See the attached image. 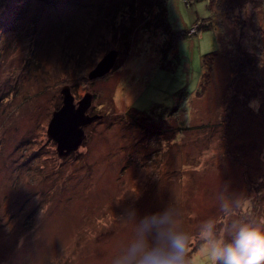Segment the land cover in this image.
Returning <instances> with one entry per match:
<instances>
[{"label": "rangeland", "instance_id": "374dc122", "mask_svg": "<svg viewBox=\"0 0 264 264\" xmlns=\"http://www.w3.org/2000/svg\"><path fill=\"white\" fill-rule=\"evenodd\" d=\"M156 1H0V264H111L130 206L171 204L193 264H212L202 222L218 238L233 220L264 228V0H166L171 31ZM66 85L102 116L60 155L48 127ZM133 108H167L170 128L153 134Z\"/></svg>", "mask_w": 264, "mask_h": 264}, {"label": "clouds", "instance_id": "9594fccd", "mask_svg": "<svg viewBox=\"0 0 264 264\" xmlns=\"http://www.w3.org/2000/svg\"><path fill=\"white\" fill-rule=\"evenodd\" d=\"M249 103L259 109V100ZM221 207L226 213L230 211L227 203ZM122 215L134 222V228L111 264H193L188 255L191 234L178 227L177 211L171 204L142 216L136 207L130 206ZM227 231L230 238H218L212 219L200 226L212 264H264V228L233 220Z\"/></svg>", "mask_w": 264, "mask_h": 264}, {"label": "water", "instance_id": "95a60500", "mask_svg": "<svg viewBox=\"0 0 264 264\" xmlns=\"http://www.w3.org/2000/svg\"><path fill=\"white\" fill-rule=\"evenodd\" d=\"M117 55V50H112L108 53L97 67L90 72L89 77L95 78L110 72L115 64ZM62 92L64 94L63 105L53 113L48 127V134L57 142L60 155H65L78 149L83 143L86 138L84 126L92 123L102 115H89L87 113L88 108L92 104V94L86 93L77 105L68 85L63 88Z\"/></svg>", "mask_w": 264, "mask_h": 264}, {"label": "trees", "instance_id": "16d2710c", "mask_svg": "<svg viewBox=\"0 0 264 264\" xmlns=\"http://www.w3.org/2000/svg\"><path fill=\"white\" fill-rule=\"evenodd\" d=\"M210 1V5L212 6V1L213 0H209ZM157 2V6L159 7V12H158V17L156 16V18L158 19L159 18V20L157 21V23H156V25L155 26H161V25H163L166 29H168V30H170L171 31V29H170V26H169V24H168V22H167V8H166V0H157L156 1ZM159 2V3H158ZM203 22H202V24H197V32H198V30L200 31L201 29H209V28H211L212 27V20H211V18H208V19H203L202 20ZM190 35H193L191 32H190V30H188V31H185V32H183V33H179V34H177L176 35V39H174V35H173V37H172V39H171V42H170V40H168V47L167 48H169V46L170 47H172V45H170V43L172 44L173 43V41L175 40V41H177L178 40V38H186V37H188V36H190ZM165 50V49H164ZM215 54H216V51H212V52H209V53H207L205 56H204V65L205 64H209V62H211L208 66H206L207 67V70H208V74H210V77H211V75H212V73L214 72L213 71V58H214V56H215ZM210 59H212V60H210ZM203 65V66H204ZM241 69H244L245 70V68H241ZM206 70V69H205ZM213 71V72H212ZM214 74V73H213ZM209 76V75H208ZM207 76V77H208ZM213 76V75H212ZM205 83L202 85V88H203V91H205V89H206V86H207V83H209L210 82V78L208 79V78H206V80L204 81ZM202 88H201V91H202ZM161 109V108H160ZM133 110H134V113L135 112H140V114H142L143 116L142 117H144V118H146V119H148V117H149V122H150V124L151 125H155V123H156V125H155V127H157L158 129H159V131H158V129H157V131L156 132H153V134L154 133H164V132H166L167 131V129H169L170 128V126H169V123H168V120H167V115L169 114V112L170 111H168L167 110V108H162L161 110V112H159L158 114H155L153 111V113L151 114H149L148 113V116H146L147 114L146 113H144V112H142V111H140V110H137V109H135V108H133ZM154 121V122H153ZM158 122V123H157ZM139 125H141V126H143L144 128H147L148 127V123H147V125L146 124H139ZM195 251V250H194ZM193 251V252H194Z\"/></svg>", "mask_w": 264, "mask_h": 264}, {"label": "flooded vegetation", "instance_id": "af4514ba", "mask_svg": "<svg viewBox=\"0 0 264 264\" xmlns=\"http://www.w3.org/2000/svg\"><path fill=\"white\" fill-rule=\"evenodd\" d=\"M91 109H92V105L88 108V111H87V113L89 115H95V114H97V113H91L92 112ZM158 131H159V129H158Z\"/></svg>", "mask_w": 264, "mask_h": 264}]
</instances>
